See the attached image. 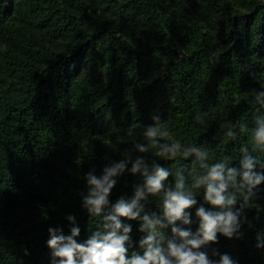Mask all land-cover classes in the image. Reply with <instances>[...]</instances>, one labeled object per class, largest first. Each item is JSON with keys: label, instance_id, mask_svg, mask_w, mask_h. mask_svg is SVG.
Instances as JSON below:
<instances>
[{"label": "trees", "instance_id": "1", "mask_svg": "<svg viewBox=\"0 0 264 264\" xmlns=\"http://www.w3.org/2000/svg\"><path fill=\"white\" fill-rule=\"evenodd\" d=\"M197 2L198 14L180 0H0V264H53L50 228L70 236L78 227L77 242H86L140 190L139 218L121 222L132 229L128 258L142 256L143 217L163 218V193H148L145 177L132 173L137 159L149 175L156 165L169 172L165 189L180 176L191 188L202 163L224 158L242 172L243 148L264 173V149L254 143L264 122V0ZM152 127L166 135L149 139ZM176 142V157L157 155ZM190 148L207 159L185 157ZM119 163L126 167L108 205L92 216L87 176ZM229 191L239 211L246 189ZM193 192L192 223L176 226L195 234L197 209L211 205L203 188ZM157 231L165 244L173 239L171 226ZM201 251L212 264L225 254L233 264H264V184L238 232Z\"/></svg>", "mask_w": 264, "mask_h": 264}, {"label": "clouds", "instance_id": "2", "mask_svg": "<svg viewBox=\"0 0 264 264\" xmlns=\"http://www.w3.org/2000/svg\"><path fill=\"white\" fill-rule=\"evenodd\" d=\"M243 130V129H242ZM149 139L166 135L160 127L149 128L147 133ZM229 136L233 133L229 132ZM255 146L264 149V122L254 134ZM162 151L157 155L174 158L180 153L179 142L161 146ZM140 151H146L140 147ZM244 158L241 161L242 172L228 166V158L214 164L202 163L204 174L193 177L191 188L186 184L185 179L180 176L177 179L174 189H165V181L169 172L156 165L153 168L154 175H149V170L144 162L137 159L133 164L132 173L141 174L145 177L147 192L152 195L163 193V218L143 217L141 231H147L148 235L140 242L144 250L143 255L133 253L128 258L126 244L129 242L131 227L124 225L121 218L137 220L140 212L138 202L144 197L143 190L137 191L136 199L126 203L121 199L112 209V212L104 217L102 230L95 231L86 242L78 243L80 235L78 227L71 228V235L65 236L62 230L49 229L50 239L47 246L52 251L59 264H212L206 252L201 249L208 244L218 241V235L229 239L238 232L240 227V216L248 200L254 195V190L264 184V173L255 171L257 160L248 155V149L243 148ZM196 154L201 160L207 156L197 148L185 149L183 155ZM124 163L115 164L113 167H106L102 177L97 178L93 174L87 176V183L90 188L89 195L84 200V207L92 216L99 217L108 205V197L116 184L114 177L125 170ZM237 176L242 177V183L237 184ZM230 187L246 189L244 204L240 210H236L237 196L230 192ZM203 188L204 200L211 208L200 206L196 211L199 219L198 231L193 234L190 230L177 227V222L184 225L192 223L189 209L197 204L193 189ZM68 220L75 223V218L69 216ZM163 221H166L164 223ZM171 226L173 239H167L158 228ZM121 231L123 234H121ZM220 264H233L231 258L225 254L221 257Z\"/></svg>", "mask_w": 264, "mask_h": 264}, {"label": "rangeland", "instance_id": "3", "mask_svg": "<svg viewBox=\"0 0 264 264\" xmlns=\"http://www.w3.org/2000/svg\"><path fill=\"white\" fill-rule=\"evenodd\" d=\"M182 3V6L185 7L186 10L192 12L193 14H198V2L197 0H180ZM98 72H103L104 75H106V72H104L102 66H98Z\"/></svg>", "mask_w": 264, "mask_h": 264}]
</instances>
